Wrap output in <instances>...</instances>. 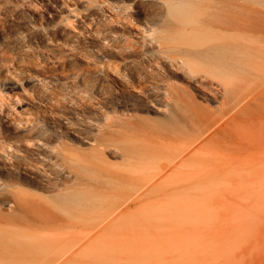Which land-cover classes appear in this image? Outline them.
Segmentation results:
<instances>
[{
	"label": "rangeland",
	"instance_id": "rangeland-1",
	"mask_svg": "<svg viewBox=\"0 0 264 264\" xmlns=\"http://www.w3.org/2000/svg\"><path fill=\"white\" fill-rule=\"evenodd\" d=\"M163 2L0 0V210L22 218L47 264H264V179L202 191L189 170L127 166L123 150L145 137L124 120L154 137L192 120L174 102L117 104L145 96L136 83L120 90L122 74L160 72L198 112L221 99L197 95L177 68ZM254 72L260 88L240 125L264 135V67ZM103 135L121 148L96 146Z\"/></svg>",
	"mask_w": 264,
	"mask_h": 264
},
{
	"label": "bare ground",
	"instance_id": "bare-ground-1",
	"mask_svg": "<svg viewBox=\"0 0 264 264\" xmlns=\"http://www.w3.org/2000/svg\"><path fill=\"white\" fill-rule=\"evenodd\" d=\"M162 4L167 16L162 29L167 35L174 34L180 65L184 66L177 68L190 73L197 95L221 99L215 108L198 112L193 101L163 84L160 72L136 69L137 75L122 74L125 80H118L120 90L136 83L145 96L142 94L144 97L138 100L135 93L134 98L117 99V104L129 100L135 106L168 107L174 102L179 109L189 111L192 120V127L181 135L154 137L147 126L121 119L145 137L140 149L123 150L127 166L159 169L163 164L167 172L186 169L196 173V183L202 191H213L222 180H242L247 176L251 182L263 180V132H254L240 123L249 119L251 99L260 88L254 86L253 75L254 70L264 67V0H164ZM153 25L150 29L154 31L157 26ZM161 51L166 53L165 49ZM155 55L151 53L156 58ZM167 57L170 61L175 58ZM173 138L184 139L172 144ZM96 141V146L121 148L113 142L112 135H103ZM0 196L1 204L5 201L1 186ZM21 220L15 213L0 210V264H47L39 258L43 245L33 231L17 225Z\"/></svg>",
	"mask_w": 264,
	"mask_h": 264
}]
</instances>
